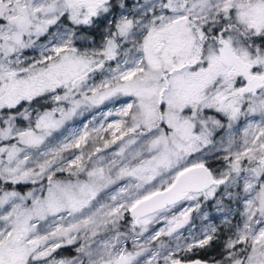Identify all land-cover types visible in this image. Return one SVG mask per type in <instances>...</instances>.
Masks as SVG:
<instances>
[{
  "label": "snow or ice",
  "instance_id": "snow-or-ice-1",
  "mask_svg": "<svg viewBox=\"0 0 264 264\" xmlns=\"http://www.w3.org/2000/svg\"><path fill=\"white\" fill-rule=\"evenodd\" d=\"M0 264H264V0H0Z\"/></svg>",
  "mask_w": 264,
  "mask_h": 264
},
{
  "label": "rangeland",
  "instance_id": "rangeland-1",
  "mask_svg": "<svg viewBox=\"0 0 264 264\" xmlns=\"http://www.w3.org/2000/svg\"><path fill=\"white\" fill-rule=\"evenodd\" d=\"M108 107H112V105H108ZM104 110H106V108H105V106H101V108L100 109H98V110H94L95 112H96V114H97V118L99 119V113L101 112V111H104ZM90 118V117H89ZM115 117H109V120H112V119H114ZM157 227H159V225H157Z\"/></svg>",
  "mask_w": 264,
  "mask_h": 264
}]
</instances>
